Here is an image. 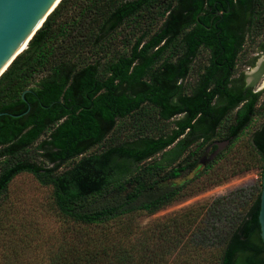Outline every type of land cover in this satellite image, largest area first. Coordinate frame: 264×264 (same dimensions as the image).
Here are the masks:
<instances>
[{"label": "trees", "instance_id": "1", "mask_svg": "<svg viewBox=\"0 0 264 264\" xmlns=\"http://www.w3.org/2000/svg\"><path fill=\"white\" fill-rule=\"evenodd\" d=\"M213 1L59 0L0 74V195L20 172L50 188L56 239L45 264H195L202 248L217 249L210 264H264L260 183L144 225L134 220L251 167L261 177L264 97L233 74L246 39L264 31V0ZM126 23L127 48L99 55ZM81 40L88 57L75 56ZM201 50L206 62L186 82ZM256 114L263 119L249 151L228 173L211 165L224 148L179 179L206 145L232 142Z\"/></svg>", "mask_w": 264, "mask_h": 264}, {"label": "rangeland", "instance_id": "2", "mask_svg": "<svg viewBox=\"0 0 264 264\" xmlns=\"http://www.w3.org/2000/svg\"><path fill=\"white\" fill-rule=\"evenodd\" d=\"M96 20L85 22L79 27L77 34L83 35L89 28H92ZM131 23L124 24L115 34L106 46L105 51L99 52L100 55H113L125 50V39L130 37ZM132 27V26H131ZM133 34L138 35V29H133ZM264 31L251 39H246L242 50L238 55L234 77L240 72L244 75L245 83H253V90H262L261 97H264ZM81 39V38H80ZM78 43V42H77ZM93 49H95L93 47ZM89 44L81 40L75 48V56L81 57L90 55ZM207 54L205 51H199L194 58L189 73L186 76V82H192L194 74L198 68L206 62ZM75 59V58H74ZM263 115L256 114L248 126L232 142L218 150L223 155L211 163L212 167L222 165L224 173H228L232 168L229 161H235L246 155L249 151V135L262 121ZM162 128L169 130L171 122H163ZM128 126L120 127L116 130L115 135L118 139H123L128 135ZM213 141H221L215 139ZM215 146V145H214ZM208 144L200 154L197 164L198 167L188 170L180 176L184 180L201 170L202 166L215 158L212 155L213 150ZM99 147H94L90 151L96 152ZM217 152V153H218ZM216 153V154H217ZM203 162V163H202ZM71 162L64 163L59 169H64ZM259 168L251 167L248 170L229 175L226 179L216 184H210L206 187L195 190L192 194L177 199L163 208L157 210L151 215L139 214L134 220L140 225L150 223L153 220L161 219L168 215H173L182 209L193 205H208L212 199L228 194L239 187L257 188L260 183ZM203 175L197 177L193 183L201 180ZM197 183V182H196ZM199 184V182H198ZM205 205V206H206ZM204 206V207H205ZM202 208L203 211L205 208ZM238 207V205H237ZM56 221L52 216V204L50 199V188L39 184L36 179L27 172H20L12 177L6 186L5 191L0 195V264H45L51 245L55 242ZM217 249H200L196 253L195 264L207 263V257L216 252Z\"/></svg>", "mask_w": 264, "mask_h": 264}, {"label": "water", "instance_id": "3", "mask_svg": "<svg viewBox=\"0 0 264 264\" xmlns=\"http://www.w3.org/2000/svg\"><path fill=\"white\" fill-rule=\"evenodd\" d=\"M59 0H0V74L27 45L45 17ZM25 41L22 48L21 43ZM22 97V96H21ZM229 139L212 141L213 154L223 148ZM203 163V162H202ZM259 233L264 246V163L260 177L259 208L257 214Z\"/></svg>", "mask_w": 264, "mask_h": 264}, {"label": "flooded vegetation", "instance_id": "4", "mask_svg": "<svg viewBox=\"0 0 264 264\" xmlns=\"http://www.w3.org/2000/svg\"><path fill=\"white\" fill-rule=\"evenodd\" d=\"M222 2H226V0H214L213 1V6H216V5L220 6ZM221 13H222L221 10L220 11H215V14L218 15V16H221Z\"/></svg>", "mask_w": 264, "mask_h": 264}, {"label": "bare ground", "instance_id": "5", "mask_svg": "<svg viewBox=\"0 0 264 264\" xmlns=\"http://www.w3.org/2000/svg\"><path fill=\"white\" fill-rule=\"evenodd\" d=\"M24 43H25V41H23V42L21 43L19 49L23 47Z\"/></svg>", "mask_w": 264, "mask_h": 264}]
</instances>
